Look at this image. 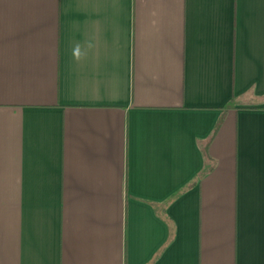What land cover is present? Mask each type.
<instances>
[{"label": "crops", "instance_id": "obj_1", "mask_svg": "<svg viewBox=\"0 0 264 264\" xmlns=\"http://www.w3.org/2000/svg\"><path fill=\"white\" fill-rule=\"evenodd\" d=\"M0 264H264V0H0Z\"/></svg>", "mask_w": 264, "mask_h": 264}]
</instances>
